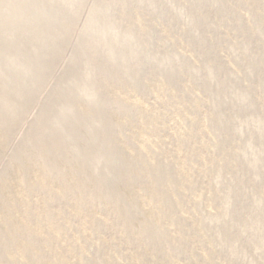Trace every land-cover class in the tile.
I'll return each mask as SVG.
<instances>
[{
    "label": "rangeland",
    "instance_id": "obj_1",
    "mask_svg": "<svg viewBox=\"0 0 264 264\" xmlns=\"http://www.w3.org/2000/svg\"><path fill=\"white\" fill-rule=\"evenodd\" d=\"M0 264H264V0H0Z\"/></svg>",
    "mask_w": 264,
    "mask_h": 264
}]
</instances>
